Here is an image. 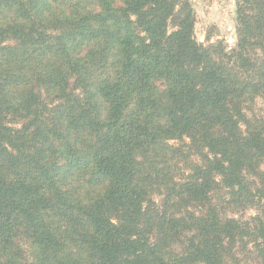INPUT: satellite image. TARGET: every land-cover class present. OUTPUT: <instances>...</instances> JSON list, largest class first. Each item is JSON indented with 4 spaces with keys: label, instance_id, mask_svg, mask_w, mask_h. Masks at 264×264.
Returning a JSON list of instances; mask_svg holds the SVG:
<instances>
[{
    "label": "trees",
    "instance_id": "1",
    "mask_svg": "<svg viewBox=\"0 0 264 264\" xmlns=\"http://www.w3.org/2000/svg\"><path fill=\"white\" fill-rule=\"evenodd\" d=\"M193 27L184 0H0V264H264V0L234 49Z\"/></svg>",
    "mask_w": 264,
    "mask_h": 264
},
{
    "label": "rangeland",
    "instance_id": "2",
    "mask_svg": "<svg viewBox=\"0 0 264 264\" xmlns=\"http://www.w3.org/2000/svg\"><path fill=\"white\" fill-rule=\"evenodd\" d=\"M190 4L194 15V35L204 45L222 42L227 50L235 48V7L237 0H184ZM256 111L264 117V102L255 103ZM264 170V166L262 167ZM254 210L238 211L228 216L246 219ZM27 248V247H26ZM241 264H260L254 256L246 255Z\"/></svg>",
    "mask_w": 264,
    "mask_h": 264
}]
</instances>
